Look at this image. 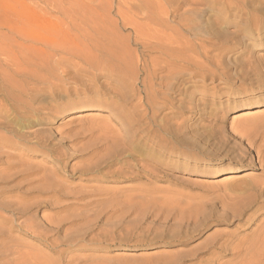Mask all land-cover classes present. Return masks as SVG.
<instances>
[{
	"label": "rangeland",
	"instance_id": "374dc122",
	"mask_svg": "<svg viewBox=\"0 0 264 264\" xmlns=\"http://www.w3.org/2000/svg\"><path fill=\"white\" fill-rule=\"evenodd\" d=\"M210 1L0 0V264H238L248 257L244 250L264 230V209L229 215L264 183V0ZM168 9L176 17L162 14ZM140 20L179 31L195 49L189 57L210 76L183 70L181 85L169 79L164 107L156 86L142 92L141 101L156 102V121H166L180 141L154 128L141 152L119 156L126 130L116 117L132 118L133 84L140 88L143 78L133 33L144 27ZM110 40L132 52L128 97L110 93L70 106L102 94L110 80L95 78L90 88L89 74L58 70L69 65L61 57L71 60L74 43L99 47ZM41 55L58 71L43 80L16 72ZM47 81L69 95L57 86L42 91ZM252 109L263 114L235 118ZM76 113L89 116L68 120ZM94 118L99 123L88 126ZM245 170V182L218 181Z\"/></svg>",
	"mask_w": 264,
	"mask_h": 264
},
{
	"label": "bare ground",
	"instance_id": "6f19581e",
	"mask_svg": "<svg viewBox=\"0 0 264 264\" xmlns=\"http://www.w3.org/2000/svg\"><path fill=\"white\" fill-rule=\"evenodd\" d=\"M135 1H137V0H135ZM131 2L132 1H129V3H131ZM192 2L194 3V5L197 4V3L195 4L194 1H192ZM209 4L211 6H213L214 4H216V2L211 0L209 2ZM220 5H222V4H220ZM173 9H168L166 11L163 10L164 12H162V14L166 17H171V16L173 17L174 16L173 15L174 14ZM155 12H158V11H155ZM159 13H161V12H159ZM149 15H153V14L150 13ZM161 17H163V16H161ZM161 17L159 16L160 19H161ZM174 17H176V16H174ZM127 19H128V17H127ZM138 19H140V18H138ZM163 20H165L164 17H163ZM140 21H142V20H140ZM144 21H142V23ZM149 21H151V20H149ZM149 21L147 23H149ZM129 23H130V21H129ZM129 23H128V25H129ZM133 23H135V22H133ZM144 23H146V21ZM144 23L140 24V25L142 26V25H144ZM125 25H126V23H125ZM150 25H148V26H150ZM163 25H164V21H163ZM178 25H179V29L183 30V32L191 30L189 25H187V24H184L182 26L180 24V22H178ZM135 26H136V23H135ZM132 27H131V29H132ZM133 33L135 35L134 44L137 45L138 50L140 49L139 50L140 53H138L139 59L136 61L137 67H138L137 69H138V73L143 75V78L140 80V84H141L140 88H139V83L133 84V85H135L134 88H135V92L137 93V95H135V96L138 97V102L136 103V105H134L135 107H133V111L131 112L132 118L131 119L120 118L116 115L117 116L116 118L119 120V123L122 124L123 126H125V130H126L124 132L125 137H123V139L120 140V142L122 141L121 145H123L124 147L116 150V153L119 156H122L123 153H125L126 149L133 150L136 152H141V149L139 147L141 142H144V143L147 142L148 143V141L152 142L154 140V138H155V136H154L155 134L153 133L154 128H156L158 131H160L164 134H170V136H172V137L174 135V134H172V131L170 130L169 125L167 124L166 121H164V123H162V124L161 123L159 124L156 121L157 109L153 106V104L156 102L152 103V101L147 97H143V100L141 101V97H140L141 95L140 94L142 92H145L148 89H150L152 87V85L156 86L155 88L159 89V91H156V92H158V94L160 95V99H161L162 105H163L161 107H164L166 105L165 103H167V99L164 97L162 90L164 88H167V86L169 84V79H172L176 83L181 85L185 81L184 79L180 78L182 76L183 70H192L190 77H194L197 75H200L201 77L202 76L203 77H209L210 76V74L204 72L205 71L204 68L202 67L203 68L202 69L201 66L199 65V63H197L194 60L195 57H193L194 58L193 59L192 56L189 57V55L187 54V52L189 53V51L192 53L195 52V49L192 47L190 40L186 39L183 35H181L179 33V31H176L175 29H173V27H170L169 25H166L163 27H156V26L155 27H153V26L152 27L151 26L146 27L145 25H144V27L137 26V27L133 28ZM111 40L105 44H104V42H102L103 45L101 44V45H99V47H94L93 45H92V47H90V46H86V45H82V44L79 45L77 43L72 44L71 47H69L67 45L68 46L67 49L69 50V51H67V53L70 55L71 60H69L68 57H61V60H63V61L65 60V62L67 64H69L67 66H61L58 69V70H60L61 73L68 75V74H70L69 68L75 67L76 73H79V74L80 73H86V74H89L91 76V80L88 83V86L90 88L92 87L93 89H95L94 88L95 78L104 77V78H107V80L108 79L110 80L108 85H105L106 87L102 88L104 91L102 94L95 95L93 97L91 96V97H84L82 99H78L76 101H73V103H70L69 104L70 106H72V107L77 106V105L87 106L88 104L96 103V101H98V100L100 101L102 98H105L104 96L108 95V97H111L109 95L110 93L113 94V96L120 94L119 96H121L123 99L128 97L127 96V94H128L127 89H128L129 84H130V81L126 80V76H129V78H131L134 75L135 69H136L134 67L135 69L133 72L132 66L130 65L131 62H129V59H128L129 54L132 52L129 53L128 48L124 49L122 47V49H121L117 45L116 41H111ZM92 42H96V40L95 41L92 40ZM119 42H121V41H119ZM119 42H118V44H119ZM95 44H97V43H95ZM120 44L122 45V43H120ZM67 46H64L65 50H67L65 48ZM61 49H63V48H61ZM214 49H215V47L213 45H211V44L208 45V50H210V52H211V50H214ZM206 50H204V52L200 50L201 52H203L202 56L204 57L207 55L205 58L210 59L211 55H209V51L207 52ZM201 52H199V53H201ZM195 54H196V52H195ZM208 55H209V57H208ZM197 61H199V59ZM24 62H25V64L23 66L21 64H20L21 65L20 67H18L19 65L16 66V72H18V73L26 72L27 74H31L32 77L33 76L34 77L39 76V78L41 80H43L45 78V76H49L51 74L53 75V71H55L57 69V68H55L53 63L48 59V57L45 55H43V56L41 55V57H38V58L32 59V60L31 59H25ZM13 63H14V61H13ZM58 70H56V71H58ZM138 73L135 75V79H134L135 81L139 79ZM112 78H114V79L112 80ZM117 79L122 80L121 84L118 81H116ZM47 82L48 83L45 84V87L42 88V91H45V89H47V88L57 86L58 89L62 90L64 95H67V94L69 95V91H70L69 88H65V87L62 88V86L58 83H53L50 81H47ZM129 88H131V87L129 86ZM154 90H152L151 92L153 93ZM96 93H98V90H96ZM251 99H253V98H251ZM117 104H107L108 110H110L111 112L116 111L115 112V114H116L117 111H119V109H118L119 105H117ZM123 105H126V104L123 103ZM141 107L143 108L142 110L139 109ZM247 112L248 113H241V111H240L238 113V115L235 116V118L240 119V118H243V116L256 118L259 115L263 114V111L261 109H252V110L247 111ZM76 114H78V115H75V116L69 118L68 120H70L72 122V120L75 121V120L79 119L81 121L82 119L85 118V116H86V118H87V116H89V115H85L84 113H76ZM166 116H164V117H166ZM66 122H68V121L66 120ZM98 123H99V121L96 118H94L91 121H88V124H89L88 126H94V125H97ZM178 126H176V127L178 128ZM128 134H132L134 139H135V137H137V139L132 140V138L131 139L128 138ZM174 137H175V139L178 140V142L180 141V139H178L177 134L174 135ZM146 154L148 155V157ZM146 154H145L146 159H149V157H152L150 152L146 153ZM141 159H143V158H141ZM249 172L250 171L245 170V171H242L241 173H228V174L222 175L220 177V179H218V181L220 183L222 182L223 185L224 184H225V186L229 185V187H230V185H232V183H234V182H243V181L245 182V179L248 178V176L250 175ZM244 195H246V194H244ZM252 205H256V208L252 211V213H255L259 210L264 209V183L263 182L260 184L258 183L257 185H253V188H251V192L246 196V200L241 201L240 205L238 206L239 212H234L232 215H229V216L236 218V216H240L241 213H243V211L245 209H247L249 206H252ZM248 217H250V216H247V218ZM211 242H212V240H211ZM214 251H216V247H214L213 251H209V252L211 254H213ZM193 254L195 255V254H197V252L196 253L193 252ZM182 255H184V254H182ZM191 255H192V253H191ZM243 255H245V256L248 255V257L246 259H243L238 264H252V263H254V260L256 257L261 258L262 259L261 264H264V230L255 236L254 241H252L250 243V245L247 247V249L244 250ZM186 256H187V254H186ZM173 261H175V260H173ZM198 264H211V263L210 262H201V260H200Z\"/></svg>",
	"mask_w": 264,
	"mask_h": 264
}]
</instances>
